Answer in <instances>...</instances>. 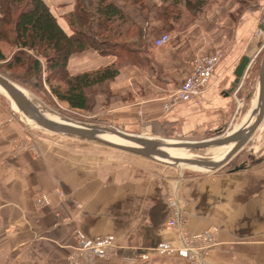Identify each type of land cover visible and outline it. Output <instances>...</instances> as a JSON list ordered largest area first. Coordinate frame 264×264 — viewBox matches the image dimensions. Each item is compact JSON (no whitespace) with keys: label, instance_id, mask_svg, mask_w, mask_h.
Returning <instances> with one entry per match:
<instances>
[{"label":"crops","instance_id":"1","mask_svg":"<svg viewBox=\"0 0 264 264\" xmlns=\"http://www.w3.org/2000/svg\"><path fill=\"white\" fill-rule=\"evenodd\" d=\"M44 1L68 35L86 28L73 21L77 0ZM89 1L94 3L95 16L104 19L96 10L103 0ZM104 1L122 11V17L111 20L123 23L122 36L139 56L138 63L131 60L120 67L113 87L116 100L105 111L104 121L129 133L146 128L144 136L168 130L180 138L202 141L223 132L237 113L235 71L244 57H252L247 52L254 48L250 36L255 28L264 26L258 21L260 14L244 16L235 32L234 50L222 60L202 97L166 112L163 108L169 94L192 74L199 55L195 46L189 49L179 44L166 46V56L149 53L161 49L154 46L156 38L173 32L176 22L168 7L178 0ZM166 5L168 10H159ZM120 60L89 50L73 55L68 70L77 76ZM144 79L150 84L132 83ZM175 81L182 83L174 86ZM2 114L0 264H70L77 230L111 246L109 258L95 264H193L183 250L179 231L167 227L172 196L186 212L190 232L219 230L221 245L212 264H264V126L252 137L253 151L243 169L185 176L172 166L127 152L63 151L40 140V155H15L14 142L26 130L16 123L19 116ZM40 192L50 196L46 209L35 205Z\"/></svg>","mask_w":264,"mask_h":264},{"label":"rangeland","instance_id":"2","mask_svg":"<svg viewBox=\"0 0 264 264\" xmlns=\"http://www.w3.org/2000/svg\"><path fill=\"white\" fill-rule=\"evenodd\" d=\"M130 1H134V3L136 2V0ZM261 6H264V0H178L175 6L171 5L168 7L169 10L167 9V5L166 7L163 6L162 8H159V10H168L169 13L173 15L172 17L176 22L173 32H167V34L171 36V42L166 46L179 44L180 46L183 45L189 49L195 46L194 49H196V52L199 53V55L195 56L196 62L204 56L216 54H221L222 60H225L227 55L234 50V46L236 44L235 32L241 25L244 16L247 13L254 15L260 14V20L258 21L264 25V7ZM87 7L91 13V23L89 27L92 35L97 36L99 40L107 41L108 44H122L128 47L125 50L112 49L113 52H116V55L122 59L118 64H115L118 70L121 66L125 64L128 65L131 60L133 63H138L139 56H135L133 54L134 52L131 51L128 42L122 36L125 33L123 23L118 20L113 22V20L106 21L105 18L101 19L96 17L94 14V3L89 0H87ZM126 34L129 37L131 35L130 30H127ZM250 42L251 44L253 43L254 46V48L251 46V50L249 49L247 51L252 55L251 63L245 73L242 82L243 86L240 87L236 94H233L235 102H237L236 107H238V102H240L241 106L239 109L237 108L234 120L223 129L221 135H225V137L230 136L232 131L236 128L238 130L239 126L245 122V119L249 115L257 97L259 89V73L264 54V31L262 29L255 28L254 32H252L250 36ZM259 42L260 45L256 47L255 43ZM0 46L7 59L4 62H0V74L6 76L17 86L21 87L27 93L29 98L39 107L42 113L45 115L49 113L48 115L59 117L73 123L120 129L111 124L109 121H104V116L106 115L105 111L108 107H111L116 100V96L113 92L115 80L92 90L91 99L92 103H95V105L91 106L89 111L72 110L66 103H61L54 98L49 85L45 82V76H43L42 79H39L33 75V73H29L25 68H14L12 70L7 69L8 64L19 52V49L14 46L11 39L2 41ZM165 47H163V51L161 48L159 50L154 49L153 52L149 51V53H151L152 57L166 56L167 48L165 49ZM140 65H142L141 70L145 72V66H143V64ZM53 82L56 84L55 81ZM132 83L134 85L141 86H144L145 83L148 85L150 84V82L145 79ZM153 83L155 84L156 80ZM181 83V81L172 82L173 85L175 84L174 86ZM57 84H60V82L58 83L57 81ZM177 90L172 91L169 96H172ZM103 103H107V106L102 107ZM2 113L5 114V116L11 114L19 116L16 123L22 125L26 130V135L18 138L14 142L13 147L15 155H20L25 152L40 155L41 152L39 150L37 140H40L44 144H54V146H56L59 150L63 151L67 149L69 151H85L91 154L123 152L94 141L84 140L73 136L49 133L40 127L38 128L36 124L35 125L37 127H35L27 123L21 113H16L12 107L11 101L0 92V114ZM262 126H264V122ZM158 131L159 132L157 133L161 136L156 132L151 131L149 132L150 134L145 135V137L166 139L164 142L180 143L179 141H199L177 137L174 133H171L168 130ZM0 132H3V124L1 121ZM144 133H146V128L144 130L142 129L139 133L134 134H142L144 136ZM217 136L218 134L207 139L215 138ZM255 136H257V134ZM252 141L253 139L251 140V143L246 145L227 165L217 171H198L187 167L173 168L178 171V173H183L185 176L207 175L210 173H222L234 170L243 166L245 162L250 159V152L253 151L251 149L254 145V142ZM225 148H227V146ZM185 154L187 157H191V159L201 160H213L217 157L215 153L210 152L207 149L186 151ZM38 194L35 196L36 207L39 209H46L49 207L51 204L49 194L40 192V194L46 196L48 199L47 202H42L40 205L38 203ZM58 194L60 197H63V194L60 191ZM175 201L177 202V199L172 196V199L169 202V218L167 222V227L169 229H174L170 226V223L175 221L177 215V211H175L172 205ZM180 210L182 213V229L188 241L187 244L190 247L189 250L185 248H183V250L187 255L191 256L193 264H203L204 262L205 264H212L211 258L217 248L221 245V242L219 241V230L217 228H211L200 233L190 232L187 229L188 217L186 212L183 209ZM78 249L79 241L77 240V246L75 247L74 252H77ZM70 257L68 259L69 263Z\"/></svg>","mask_w":264,"mask_h":264},{"label":"trees","instance_id":"3","mask_svg":"<svg viewBox=\"0 0 264 264\" xmlns=\"http://www.w3.org/2000/svg\"><path fill=\"white\" fill-rule=\"evenodd\" d=\"M96 10L106 21H111L115 16H123L120 9L104 0L97 4ZM90 17L87 0H77L73 21L75 19L85 25L87 30L75 29L70 36L61 28L44 0H0V43L11 39L19 49L7 69L25 68L39 79L45 76V82L55 99L66 103L72 110L89 111L95 105L91 99L92 90L114 81L119 70L111 65L72 76L68 70L70 58L89 50L102 56H117L113 48H128L122 44H108L92 35ZM6 60L0 46V62ZM102 105L107 106V103Z\"/></svg>","mask_w":264,"mask_h":264},{"label":"water","instance_id":"4","mask_svg":"<svg viewBox=\"0 0 264 264\" xmlns=\"http://www.w3.org/2000/svg\"><path fill=\"white\" fill-rule=\"evenodd\" d=\"M262 30L264 31V26L262 27ZM250 63L251 59L247 56L241 60L235 71L236 80L233 84L234 89L241 84ZM0 87L7 92L25 118L33 121L38 127L49 133L94 141L110 148L157 161L172 167L185 165L198 167L207 171H217L227 165L249 143L264 122V54L259 73V110L252 126L249 128H243L224 138L221 135L222 131H219L218 136L215 138L202 141H184V144L177 145L166 144L164 142L165 139L145 137L142 134L129 133L117 128H104L78 123H74L75 125L59 123L51 120L42 113L39 107L28 96H26L12 80L2 74H0ZM101 132L109 133L124 142L129 143L131 146L119 145L100 139L98 138V135ZM229 145L235 146L228 156L220 162L201 159H174L165 151L166 148H184L189 151H195L215 147H226ZM241 169H243V166L238 167L235 170Z\"/></svg>","mask_w":264,"mask_h":264},{"label":"built area","instance_id":"5","mask_svg":"<svg viewBox=\"0 0 264 264\" xmlns=\"http://www.w3.org/2000/svg\"><path fill=\"white\" fill-rule=\"evenodd\" d=\"M170 42L171 36L167 33H164L154 40V46L156 48H163ZM221 62V54L204 56L197 60L194 71L184 80L176 93L170 96L168 102L164 105V111H169L174 105L188 103L200 99L209 88L211 80L214 77ZM242 84L236 88L237 90H235V94L240 89ZM240 106L241 104L238 102L237 108L239 109ZM37 197L39 205L40 203L47 202L48 200L46 196L40 193ZM172 205L175 211H177V215L175 221L170 223V226L174 229H178L179 236L183 242V248L189 250L190 247L185 242L186 237L182 229V213L178 201L173 202ZM75 235L79 241V249L70 257L71 264H95L97 260L109 258L110 250L112 249L111 246L107 244H99L93 241L80 230H77Z\"/></svg>","mask_w":264,"mask_h":264},{"label":"bare ground","instance_id":"6","mask_svg":"<svg viewBox=\"0 0 264 264\" xmlns=\"http://www.w3.org/2000/svg\"><path fill=\"white\" fill-rule=\"evenodd\" d=\"M244 79V78H243ZM243 79H242V82H243ZM241 82V84H242ZM19 87V86H18ZM19 89L26 95L27 93L21 88L19 87ZM0 92L3 93L12 103V107L14 108L15 112L16 113H21L18 109V107L16 106V104L13 102V100H11V98L9 97V95L7 94V92L0 87ZM29 97V96H28ZM258 110H259V103H258V93H257V97L253 103V106L250 110V113L249 115L246 117L245 119V122L239 126L238 128V131L243 129V128H249L250 126H252V124L255 122L256 120V117H257V114H258ZM49 114V113H48ZM46 114V116L48 118H50L51 120H54L56 122H59V123H63V124H71V125H75L73 122H69V121H66L62 118H59V117H55V116H52V115H48ZM24 117V116H23ZM24 119L26 120L27 123L37 127L35 125V123L27 118L24 117ZM34 124H33V123ZM39 128V127H38ZM261 128V127H260ZM259 128V129H260ZM237 131V132H238ZM224 136V135H223ZM98 138L100 139H103V140H107L109 142H113L115 144H119V145H124V146H131L129 143L127 142H124L123 140L109 134V133H106V132H101L99 135H98ZM166 141V139H165ZM166 144H169V145H177V144H183V143H178V142H165ZM235 145H229L227 146V148L225 147H215V148H209L207 150H209L210 152H213L217 155V157L215 159H213V161H217V162H220L222 160H224L228 154L233 150ZM225 149V150H224ZM165 151L174 159H191V157H187L186 156V151H189L187 149H184V148H166ZM210 154V153H209ZM171 163V161H170ZM180 167H187V168H191L193 170H198V171H207L205 169H201V168H198V167H192V166H185V165H181ZM186 244H187V241L185 240Z\"/></svg>","mask_w":264,"mask_h":264}]
</instances>
